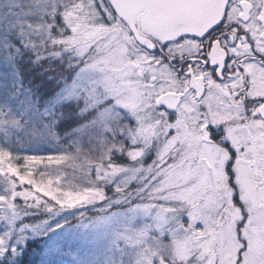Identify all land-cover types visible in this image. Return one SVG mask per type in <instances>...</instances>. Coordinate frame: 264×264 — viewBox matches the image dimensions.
<instances>
[{
  "label": "snow or ice",
  "instance_id": "obj_1",
  "mask_svg": "<svg viewBox=\"0 0 264 264\" xmlns=\"http://www.w3.org/2000/svg\"><path fill=\"white\" fill-rule=\"evenodd\" d=\"M0 264H264V0H0Z\"/></svg>",
  "mask_w": 264,
  "mask_h": 264
}]
</instances>
